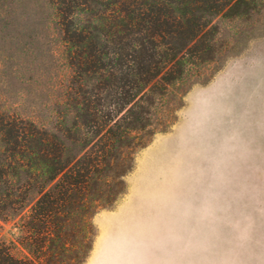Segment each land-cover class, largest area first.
<instances>
[{
    "label": "trees",
    "instance_id": "obj_1",
    "mask_svg": "<svg viewBox=\"0 0 264 264\" xmlns=\"http://www.w3.org/2000/svg\"><path fill=\"white\" fill-rule=\"evenodd\" d=\"M47 4L71 70L60 82L54 115L40 119L24 109L26 97L6 71L10 64L17 73L19 63L0 48V219L23 215L26 250L19 254L0 239V264H81L86 235L74 239L81 223L125 193L105 189L110 173L122 177L133 167L117 174L125 167L119 158L151 141L145 138L156 133V107L182 104L194 84L212 78L219 66L204 71L201 64L223 59L224 27L250 18L264 0ZM157 123L166 130L170 120L165 115Z\"/></svg>",
    "mask_w": 264,
    "mask_h": 264
},
{
    "label": "rangeland",
    "instance_id": "obj_2",
    "mask_svg": "<svg viewBox=\"0 0 264 264\" xmlns=\"http://www.w3.org/2000/svg\"><path fill=\"white\" fill-rule=\"evenodd\" d=\"M2 1L0 48L20 68L12 73L9 64L7 78L26 97L24 109L40 119L54 115L60 82L71 71L60 56L54 11L47 0ZM221 38L223 59L201 64L219 70L194 84L182 104L156 107V133L145 138L151 141L119 158L125 167L117 174L133 166L131 234L105 232L101 246L109 256L129 264H264V7L228 22ZM165 115L170 124L161 130ZM128 174L106 177V191L125 193L81 223L74 238L86 235L81 264L100 234L97 215L125 196ZM22 219H0V239L19 254L26 253Z\"/></svg>",
    "mask_w": 264,
    "mask_h": 264
},
{
    "label": "crops",
    "instance_id": "obj_3",
    "mask_svg": "<svg viewBox=\"0 0 264 264\" xmlns=\"http://www.w3.org/2000/svg\"><path fill=\"white\" fill-rule=\"evenodd\" d=\"M127 184V192L118 201L115 208L97 215L96 219L100 234L85 264H129L123 257L109 256L101 246L105 232L110 237L113 235L114 230H119L123 233L128 230L131 234V172L127 175ZM108 245L111 246L112 242L110 241Z\"/></svg>",
    "mask_w": 264,
    "mask_h": 264
}]
</instances>
